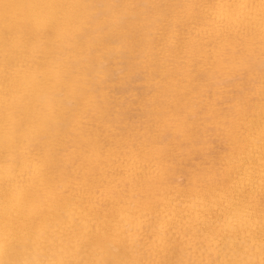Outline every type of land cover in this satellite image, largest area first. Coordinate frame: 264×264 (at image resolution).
<instances>
[{
    "label": "bare ground",
    "instance_id": "6f19581e",
    "mask_svg": "<svg viewBox=\"0 0 264 264\" xmlns=\"http://www.w3.org/2000/svg\"><path fill=\"white\" fill-rule=\"evenodd\" d=\"M0 264H264V0H0Z\"/></svg>",
    "mask_w": 264,
    "mask_h": 264
},
{
    "label": "rangeland",
    "instance_id": "374dc122",
    "mask_svg": "<svg viewBox=\"0 0 264 264\" xmlns=\"http://www.w3.org/2000/svg\"><path fill=\"white\" fill-rule=\"evenodd\" d=\"M136 85H138V84H136ZM218 145H219V146H218ZM213 146H214L215 149H216V148H219V147H220V144H219V142H214V143H213Z\"/></svg>",
    "mask_w": 264,
    "mask_h": 264
}]
</instances>
